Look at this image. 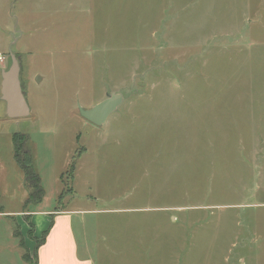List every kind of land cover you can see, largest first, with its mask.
Segmentation results:
<instances>
[{
	"label": "rangeland",
	"instance_id": "rangeland-1",
	"mask_svg": "<svg viewBox=\"0 0 264 264\" xmlns=\"http://www.w3.org/2000/svg\"><path fill=\"white\" fill-rule=\"evenodd\" d=\"M0 51L30 106L3 118L0 89V206L29 222V262L48 232L38 245L13 133L43 207L64 187L85 210L74 227L93 264H264V0H0ZM111 92L124 101L104 124L81 115ZM73 161L75 194L59 179Z\"/></svg>",
	"mask_w": 264,
	"mask_h": 264
},
{
	"label": "crops",
	"instance_id": "crops-1",
	"mask_svg": "<svg viewBox=\"0 0 264 264\" xmlns=\"http://www.w3.org/2000/svg\"><path fill=\"white\" fill-rule=\"evenodd\" d=\"M1 69H7V68L0 66V72H1ZM2 81H3V77H2ZM0 89L2 90V82L0 84ZM166 100L167 99L160 100L159 98H157L152 101L165 102ZM5 104H6V101H5ZM161 107L163 106L158 105V104L152 105L150 108H148L149 110H146V112L147 111L150 112V109H159ZM5 115L8 118H11L7 114V105H6L5 112L2 115L3 118ZM12 140H13V136H12ZM75 173H77L76 167L74 171V177L71 181V185L69 189L70 192L74 191V194L76 191L73 187V184L77 181V175ZM61 174L59 176V179H60L61 184L63 185L61 181ZM63 193H64V187L62 191L60 192V194L58 195L57 201L56 203L53 204L52 208L45 209L43 207V203L46 198L45 197L46 194H45L41 202H39L38 204H34V208L28 209L29 212L27 214L30 216L31 222L32 224H34V227H35V231H34L35 236H40L43 234L44 231L48 230V234H47L45 242L41 244L37 250L38 257H37V263L35 264H93L91 258H86L85 256L79 255L78 240H77V235H76L75 227H74V221H75L74 215H78L79 213L85 210L79 209L77 207L78 205H74V206L70 205V207L66 206L65 204L66 197ZM74 194H70L71 196L67 202L68 204L76 202L77 196ZM94 197L96 196L88 195V194L86 196V198L88 199H93ZM107 210H109L107 212H114V210L116 209L110 208ZM87 211H88L87 213L96 214L99 212H103L105 210H95L91 208V209H88ZM23 215L24 214L22 213V210H18V211L8 210L4 208L3 206H0V217L12 218V222H11V219H9L12 227L13 225H15L14 227H17V228L20 227L22 235L26 237L27 233H29L30 231V224L28 221L25 220L26 218H24ZM12 235H13V238L16 237V239L14 238L15 241L12 244H6L5 243L6 241H4L3 239H0V264H15L14 262L15 251H17L18 256L21 255L20 240L15 235V231ZM26 244H27V247L30 249L34 247V242L30 239H27Z\"/></svg>",
	"mask_w": 264,
	"mask_h": 264
},
{
	"label": "water",
	"instance_id": "water-1",
	"mask_svg": "<svg viewBox=\"0 0 264 264\" xmlns=\"http://www.w3.org/2000/svg\"><path fill=\"white\" fill-rule=\"evenodd\" d=\"M11 65L7 69H1L2 81V99L6 101L7 114L11 118H19L30 114V106L23 91L19 59L14 53H11ZM40 75L37 76L39 80ZM124 101L122 92H111L105 99L98 102L90 108L80 106L81 115L96 125L104 124L110 115L116 111Z\"/></svg>",
	"mask_w": 264,
	"mask_h": 264
},
{
	"label": "trees",
	"instance_id": "trees-1",
	"mask_svg": "<svg viewBox=\"0 0 264 264\" xmlns=\"http://www.w3.org/2000/svg\"><path fill=\"white\" fill-rule=\"evenodd\" d=\"M26 137L23 134L20 133H14L13 135V143H14V157L16 161L18 162L20 168L22 169V172L24 174L25 180L28 183V185L31 188V192L27 198V204L33 203L38 204L41 202L45 195V190L41 182V177L38 174V172L35 169L34 165V159L32 155L29 152V149L27 148V145L24 143V139ZM75 161H73L69 168L61 174V181L63 185L70 184L74 177V171H75ZM67 176V177H66ZM69 179L70 182L67 181ZM31 223V221H30ZM33 226V225H31ZM48 230L44 233L41 241L38 243L41 244L47 234ZM29 234L32 236L33 230L29 231ZM15 235L20 238V245L25 249V253L23 254V258L26 261L27 264H33L34 262H29V252L27 250V247L24 243V240L21 236L20 231H18V228L15 230ZM37 250V249H36ZM37 252V251H36Z\"/></svg>",
	"mask_w": 264,
	"mask_h": 264
},
{
	"label": "built area",
	"instance_id": "built-area-1",
	"mask_svg": "<svg viewBox=\"0 0 264 264\" xmlns=\"http://www.w3.org/2000/svg\"><path fill=\"white\" fill-rule=\"evenodd\" d=\"M5 62V57L0 53V65H3Z\"/></svg>",
	"mask_w": 264,
	"mask_h": 264
},
{
	"label": "flooded vegetation",
	"instance_id": "flooded-vegetation-1",
	"mask_svg": "<svg viewBox=\"0 0 264 264\" xmlns=\"http://www.w3.org/2000/svg\"><path fill=\"white\" fill-rule=\"evenodd\" d=\"M10 56H11V54H10ZM6 62H7V61H6ZM6 62H5V63H6ZM20 66H21V64H20ZM20 79H21V71H20Z\"/></svg>",
	"mask_w": 264,
	"mask_h": 264
}]
</instances>
